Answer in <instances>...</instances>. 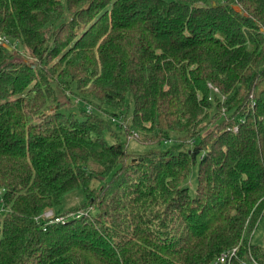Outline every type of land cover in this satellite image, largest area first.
<instances>
[{
    "label": "trees",
    "instance_id": "16d2710c",
    "mask_svg": "<svg viewBox=\"0 0 264 264\" xmlns=\"http://www.w3.org/2000/svg\"><path fill=\"white\" fill-rule=\"evenodd\" d=\"M0 38V264H264V0H0Z\"/></svg>",
    "mask_w": 264,
    "mask_h": 264
},
{
    "label": "rangeland",
    "instance_id": "374dc122",
    "mask_svg": "<svg viewBox=\"0 0 264 264\" xmlns=\"http://www.w3.org/2000/svg\"><path fill=\"white\" fill-rule=\"evenodd\" d=\"M16 50L20 54L21 58H23L24 60L28 62L31 61L27 56V52L23 50L20 47V45L16 44ZM214 93H218V90L214 89ZM69 95H70L69 93H65V94L59 93L58 99L62 107L61 109L67 113L74 112L75 114H79V108H81L82 101H77L78 98L74 96L68 97ZM219 97L222 100H224L223 96H219ZM128 104H129L128 116L125 115L124 113H121L118 116H114L115 117L114 123L118 125L119 130L121 129L125 130V128H127L132 123L131 117L133 114V103L129 102ZM89 108L91 109L90 106H88V109ZM142 134L143 133L139 132L138 130L133 129L132 131L133 136L127 135L128 136L127 138V136H125L124 134L120 138V140L124 145L127 146V149L130 153H136V155H138L139 153H146L149 150L167 151L171 149L172 147H175V146L177 147V145H179L178 144L179 142L183 143V141L181 140L178 141L179 138L176 136L177 134L173 133L171 134L172 135L171 142H165L160 145H147V142L149 140L148 136H146L145 138L146 140H145L143 139L144 135ZM175 137L177 138L176 140H175ZM107 139L109 142H113V139L110 136H108ZM148 144H152V143H148ZM190 147L191 145L189 143H186V145L183 146L184 149L190 148ZM197 177H198V165H196L192 169L190 176L188 177L187 181L184 183L185 186L189 189L191 196L193 197L196 195ZM2 193L3 191L0 189V200L2 198ZM83 198H84L83 192L82 190H79V189L67 194L62 201V205L60 206L62 210L60 212V214H62L60 218L63 219V218L69 217L70 214L63 215L64 211H66V209H68L71 206L79 205L81 201L83 200ZM46 214H50L51 215L50 217L54 216V213L51 210H48ZM251 242L255 245H258L264 248V213L260 221L258 222L256 229L253 231L251 235Z\"/></svg>",
    "mask_w": 264,
    "mask_h": 264
},
{
    "label": "built area",
    "instance_id": "2783aa9c",
    "mask_svg": "<svg viewBox=\"0 0 264 264\" xmlns=\"http://www.w3.org/2000/svg\"><path fill=\"white\" fill-rule=\"evenodd\" d=\"M0 41H3L5 44H8L7 40H4L2 38H0ZM90 109V108H89ZM234 131H237V127L234 128ZM3 198H1L0 200V211L3 210ZM52 211V210H51ZM53 212V211H52ZM83 215V213L80 214H76V215H71L70 217L75 216V218H80ZM50 214H45L43 215V217H45L46 219H52V217H50ZM64 219V218H63ZM63 219L59 218H55L54 220H52L51 222H62ZM239 248H233L231 250H228L224 253H222L217 260L215 261L214 264H236V260H238V250ZM242 264H260L259 262H257L253 257H250V260L247 262H241Z\"/></svg>",
    "mask_w": 264,
    "mask_h": 264
},
{
    "label": "water",
    "instance_id": "95a60500",
    "mask_svg": "<svg viewBox=\"0 0 264 264\" xmlns=\"http://www.w3.org/2000/svg\"><path fill=\"white\" fill-rule=\"evenodd\" d=\"M4 47L7 48L8 50L12 49V47L10 45H8V44H4Z\"/></svg>",
    "mask_w": 264,
    "mask_h": 264
},
{
    "label": "bare ground",
    "instance_id": "6f19581e",
    "mask_svg": "<svg viewBox=\"0 0 264 264\" xmlns=\"http://www.w3.org/2000/svg\"><path fill=\"white\" fill-rule=\"evenodd\" d=\"M71 221V220H70Z\"/></svg>",
    "mask_w": 264,
    "mask_h": 264
}]
</instances>
